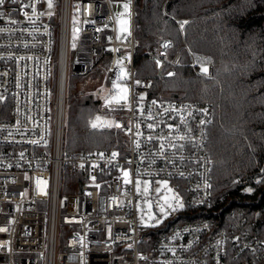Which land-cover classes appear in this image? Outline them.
<instances>
[{
	"label": "built area",
	"instance_id": "built-area-1",
	"mask_svg": "<svg viewBox=\"0 0 264 264\" xmlns=\"http://www.w3.org/2000/svg\"><path fill=\"white\" fill-rule=\"evenodd\" d=\"M130 1L132 12H120L133 23L127 41L118 38L112 0H51V8L49 0H5L0 6V264H264V228H254L258 216L220 228L211 217L185 219L187 208L212 203L214 159L207 144L215 113L198 100L149 94L139 100L135 0ZM107 48L112 50L109 84H103L96 123L115 131L117 146L69 151V79L89 75ZM182 55L181 50L170 57L157 54L172 66ZM118 60L132 95L126 105L106 106ZM192 64L197 65L194 55ZM204 67L208 71L201 74H214L213 63ZM149 87L145 79L141 88ZM165 139L175 147L166 145L161 152ZM138 178L166 179L169 197L178 196L183 207H166L159 221L143 225ZM163 190L151 198H161Z\"/></svg>",
	"mask_w": 264,
	"mask_h": 264
},
{
	"label": "trees",
	"instance_id": "trees-1",
	"mask_svg": "<svg viewBox=\"0 0 264 264\" xmlns=\"http://www.w3.org/2000/svg\"><path fill=\"white\" fill-rule=\"evenodd\" d=\"M135 36L136 77L149 79L150 97L198 100L215 113L207 144L214 159L212 203L187 208L185 219L211 217L220 228L258 216L254 228H264V0H135ZM165 39L172 41L168 57L178 50L183 55L176 66L166 60L160 74L155 56L163 52ZM111 60L107 48L89 75L69 79V151L117 146L113 129L92 126L101 114L105 86L96 87L91 80L102 79ZM208 62L215 67L212 76L200 73ZM171 69L174 73L165 75Z\"/></svg>",
	"mask_w": 264,
	"mask_h": 264
},
{
	"label": "rangeland",
	"instance_id": "rangeland-1",
	"mask_svg": "<svg viewBox=\"0 0 264 264\" xmlns=\"http://www.w3.org/2000/svg\"><path fill=\"white\" fill-rule=\"evenodd\" d=\"M125 3L129 4V13H131L132 12V3H131L130 0L113 1L112 2V6H113V9H114V11L116 13V23H117L118 37L121 40H126L127 41L131 37L132 21H131V17L120 15V12H125L124 11V7H123ZM79 18H80V12L77 9H75V11L73 12L74 24H73V33H72V36L75 39H77L78 33L75 30V28H74L75 26L74 25H75V22L79 20ZM118 20H127L128 21V24H127L128 31L127 32H121L120 31L121 25L118 23ZM111 39H112V35H110L108 37V45L107 46H110V40ZM128 59L129 58L127 57V60ZM103 70H104V75H103L102 79L98 77V80H97V78L92 77L93 79L91 81H93L94 83L97 84L96 87H102L103 84H105L106 81H107V80H105L106 69H103ZM77 77H81V76H77ZM87 78L91 79V77H89V76ZM144 80L145 79L140 80L139 78L136 77V75L134 77V84H135V88L137 90V95L140 96V97L141 96L144 97L147 94H149L147 89L141 88L142 85L144 84ZM91 81L89 80V81H87V83L90 84ZM137 81H139V84L136 83ZM111 83H112V80H111ZM123 84L125 86H127V88L129 89V95H128V102H129L130 98H131V95H132L131 85H129L128 83H125V82H123ZM138 180L141 182V185H140L141 191L139 193L138 192L137 193L140 196H144L143 200L141 198H139V201H138V216H139V220H140V222L143 225L151 226V225H153V223H155V221H159L161 219V213H162L160 211V205L162 204L161 199H162L163 196H168L169 197L170 193H168L167 190L165 189V191L163 190L162 193H161L162 194L161 198H158V199H152L151 195L153 193L157 194L156 189L157 188H161V183L166 181L167 184H168V181L166 179H157V180H155L153 182L150 179H142V178H138ZM145 182H147V187L149 189L148 193L146 195L143 192V189L146 186Z\"/></svg>",
	"mask_w": 264,
	"mask_h": 264
},
{
	"label": "snow or ice",
	"instance_id": "snow-or-ice-1",
	"mask_svg": "<svg viewBox=\"0 0 264 264\" xmlns=\"http://www.w3.org/2000/svg\"><path fill=\"white\" fill-rule=\"evenodd\" d=\"M13 2H15V0H13ZM4 3H5V0H0V6H2ZM48 6H49V8L52 7L51 0H49V5ZM123 7H124L125 13L129 12V4L128 3H125ZM118 23L121 25V28H120L121 32H127L128 31V28H127L128 21L127 20H118ZM183 23H186V22H182L181 23V28H183ZM165 47H167V45H165ZM117 51H118V49H117ZM157 63H159V61H157ZM121 64H122V61L118 60L117 61V65L119 67V73L117 74L116 78L112 81V88H113L114 92L109 98L105 99V105L106 106H110L112 104L126 105L127 102H128L129 89L127 88V86H125L123 84V81L128 79V73L126 72V70L122 66H120ZM201 70L204 73H207V71H208L207 67H202ZM169 75H172V74L169 73ZM136 83L139 84V81H137ZM143 99H144L143 96L139 97V100H143ZM153 103H155V101H153ZM149 118H152L151 114H149ZM96 119H97V121H99L100 117H97ZM201 123H205V121H201ZM106 125L108 127H112L113 126V124L111 122H106ZM92 126L95 128V127H98V126H105V125L97 124V123L94 122ZM114 126L115 127H122V125H120L118 123L115 124ZM147 127L149 129H154L155 124L154 123L153 124H148ZM171 127L172 126L169 125L170 129H171ZM137 129H139V124L137 125ZM129 131H131V129H129ZM136 135L139 136V135H142V133L137 131ZM151 138H152L151 136L148 137L149 140H151ZM182 138L183 137H181V139ZM136 145H137V148H138L139 147V141L138 140L136 141ZM166 145L171 146V147H175V145L171 144L170 141L165 139L160 144V151L161 152H163L165 150ZM21 155H23V154H21ZM115 155H117V154L113 153V156H115ZM123 175L125 177V183H130L131 181L128 179L130 173L128 171H124ZM140 185H141V182L139 180H137L136 181V188H137V192L138 193L141 191ZM145 185L146 186L144 187L143 192L146 195L148 193V190H149L148 187H147V182H145ZM161 188L166 189L168 193L172 192V189L167 187V182L166 181L161 183ZM161 188H157L156 189V192L158 194L161 192ZM249 191H250V189H249ZM162 199L164 200V204L160 205V211L162 213H165V208L166 207L167 208H172L173 210H175V207H183V205L179 202V197L175 196L174 194H173L172 197L163 196ZM170 200L172 202H170ZM3 230L4 229H0V231H3Z\"/></svg>",
	"mask_w": 264,
	"mask_h": 264
},
{
	"label": "water",
	"instance_id": "water-1",
	"mask_svg": "<svg viewBox=\"0 0 264 264\" xmlns=\"http://www.w3.org/2000/svg\"><path fill=\"white\" fill-rule=\"evenodd\" d=\"M165 45H167V47H165ZM172 45V41L169 39H165L164 41H162V49H163V53L167 54L169 47ZM155 60L156 62L159 61V63H157V66L159 68V72L160 74H162V65L164 64V60L161 59L159 56H155ZM174 69L169 70L168 72L165 73V75L169 76V73L173 74L174 73Z\"/></svg>",
	"mask_w": 264,
	"mask_h": 264
},
{
	"label": "crops",
	"instance_id": "crops-1",
	"mask_svg": "<svg viewBox=\"0 0 264 264\" xmlns=\"http://www.w3.org/2000/svg\"><path fill=\"white\" fill-rule=\"evenodd\" d=\"M114 0H112V2H113ZM131 21H132V19H131ZM132 29H133V23H132ZM134 32H135V19H134Z\"/></svg>",
	"mask_w": 264,
	"mask_h": 264
}]
</instances>
